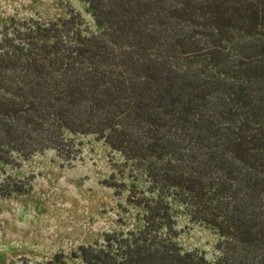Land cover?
<instances>
[{"label":"trees","instance_id":"16d2710c","mask_svg":"<svg viewBox=\"0 0 264 264\" xmlns=\"http://www.w3.org/2000/svg\"><path fill=\"white\" fill-rule=\"evenodd\" d=\"M85 1L93 28L70 10L1 32L0 196L28 189L5 177L18 158L74 162L92 135L144 213L84 264H264V0ZM173 204L219 235L213 263L178 245Z\"/></svg>","mask_w":264,"mask_h":264},{"label":"rangeland","instance_id":"374dc122","mask_svg":"<svg viewBox=\"0 0 264 264\" xmlns=\"http://www.w3.org/2000/svg\"><path fill=\"white\" fill-rule=\"evenodd\" d=\"M74 10L91 27L85 0H0V37L5 26L28 20L55 21ZM81 158L66 162L54 150L5 168V177L26 192L0 196V264L44 262L62 254L66 264H84L80 246H105L107 235L136 232L144 210L129 200L131 168L95 136H78ZM139 190L146 186L135 183ZM176 242L184 251H202L213 263L219 235L191 220L173 204Z\"/></svg>","mask_w":264,"mask_h":264}]
</instances>
